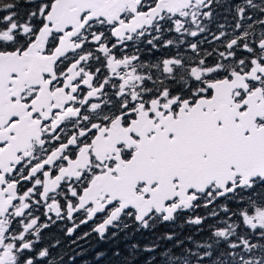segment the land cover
<instances>
[{"label": "snow or ice", "instance_id": "obj_1", "mask_svg": "<svg viewBox=\"0 0 264 264\" xmlns=\"http://www.w3.org/2000/svg\"><path fill=\"white\" fill-rule=\"evenodd\" d=\"M0 264H264V0H0Z\"/></svg>", "mask_w": 264, "mask_h": 264}]
</instances>
